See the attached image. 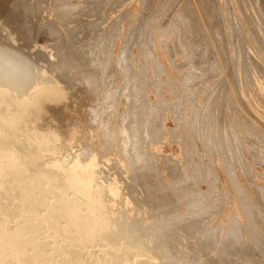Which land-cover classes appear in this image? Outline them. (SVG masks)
<instances>
[{
    "label": "bare ground",
    "instance_id": "6f19581e",
    "mask_svg": "<svg viewBox=\"0 0 264 264\" xmlns=\"http://www.w3.org/2000/svg\"><path fill=\"white\" fill-rule=\"evenodd\" d=\"M125 1L110 0L111 7H121ZM164 1L160 5L166 8ZM158 2L140 0L142 7ZM106 3L12 0L8 11L0 9V264H264V201L263 205L254 202L251 194L256 189L263 199L264 186H254L251 180L250 192L236 170L240 166L253 173L244 154L254 144L246 146L244 130L238 129L236 111L241 108L231 102L230 81L225 85L222 77L219 83L217 78L210 81L221 76L224 66L220 64L226 63L214 55L220 50L214 46L213 54L204 31L197 30L194 41L192 23L191 29H181L193 20L183 3L170 25L160 31V38L148 24L160 7V11L149 9L152 14L132 15L127 8L110 16L102 12ZM129 17L133 22L125 27ZM204 23L207 27L205 19ZM46 27L51 40L47 38L42 46L37 37ZM227 33L232 37V31ZM248 63L243 67L249 74ZM168 66L183 73L174 76ZM119 68L124 72L122 81L116 72ZM228 72L226 77H231ZM147 79L156 98L147 95ZM237 84H231L235 93ZM82 97L88 100L84 98L89 122L77 117L81 114L74 115L71 137L47 124L48 117L43 121L39 116L46 102L68 101L75 106ZM250 108L257 118L264 117V111ZM244 112L242 116L248 118ZM169 114L176 124L187 126L165 128L162 122ZM164 130L181 148L178 154L156 149L162 141L158 134ZM196 138L201 139L203 152ZM257 149L253 159L264 168V147ZM219 167L234 190V206L224 228L209 219L220 206L221 188L210 185L220 177ZM201 182L209 184L210 191ZM222 184L227 195L230 190ZM256 216H260L257 221Z\"/></svg>",
    "mask_w": 264,
    "mask_h": 264
},
{
    "label": "rangeland",
    "instance_id": "374dc122",
    "mask_svg": "<svg viewBox=\"0 0 264 264\" xmlns=\"http://www.w3.org/2000/svg\"><path fill=\"white\" fill-rule=\"evenodd\" d=\"M73 1H75V0H73ZM161 1H164V0H161ZM166 1V0H165ZM164 1V2H165ZM171 1V2H170ZM175 1V0H174ZM174 1L173 0H167L166 2L169 4V6H170V9H169V7H168V4H167V7L166 8H164L162 5H160V0H159V2L158 3H155V5H150V6H145V7H142L141 6V3H140V0H126L125 2H124V5L123 6H121V7H118V8H112L111 7V2H110V0H108V3H106L105 4V7L102 9V12L104 13V14H109L110 16H114V15H117L118 14V12H122V11H124V10H126L127 8H128V11H130L131 12V14L132 15H143L142 14V12L143 13H147L148 12V14H152L151 12L152 11H160V8L162 9L160 12H153V15H155V19L153 20V21H148V24H150V27L151 28H155L156 30L154 31L155 32V35H156V37L157 38H160L159 36H160V31L162 30V28L163 27H167V25H170L169 23H170V21H171V19H172V15L175 13V11L176 10H179V9H181V5H182V3H183V6H185L186 8L185 9H187V10H189V11H187L188 13H192V17H193V20L192 19H190V24H189V26H182L181 27V29L182 28H185V30H188V29H191V27L190 26H192V24H193V29H191L192 31H194V29L196 30V33H191L190 35H193L192 37L193 38H196V40H194V41H197V39H198V36H199V32L197 33V30L198 31H201L202 32V34H203V31H204V33L206 34V35H204L205 37H204V39H206V41H207V38H208V41H209V43L208 42H206L208 45H209V47L210 46H212V52H213V54H214V50L215 49H217L216 51H218V50H220L221 51V48H222V51L220 52V51H218V55H216L217 54V52H216V54H214L215 55V57L217 56V58H218V56H220L219 58H218V60L219 59H221V61H223L224 62V60H225V62L226 63H222V62H220V63H222V64H220V66H221V68H222V65L224 66L222 69H223V72H221V76H215V77H211V82L212 83H214V81H215V79L217 78V79H219V80H217L216 79V81H217V83H219L220 81H221V77L222 78H224L223 79V81H224V85L225 84H227L229 81L230 82H232L231 84H232V86H234V84H237L238 82V84H237V87L238 88H236V93L238 94V95H236V93H235V91L233 90V88H232V86H231V84H230V82L228 83L230 86H228V88L229 89H231V90H229L228 89V91L230 92L231 91V96H233V97H231V102L233 103V104H235V102H237L236 104H238V105H236V107L237 106H239V107H237V108H239L240 109V111H239V113H238V111H236L237 112V118H238V120H237V118H236V121H237V123L239 124H237L238 125V129H240L241 131L242 130H244V131H242L241 132V134L246 138V140H245V142L244 143H246L245 145L246 146H250V145H248V144H251V145H253V149H251L250 150V152L248 151H246L247 152V154L245 153H243L244 154V158H245V160H246V162L250 165V168H251V171L253 172L251 175L250 174H248L247 172H245V169L243 170V169H240L239 167L240 166H238L237 167V173H238V177H239V179H240V181H241V184H243L244 186L246 185V187L250 190L251 189V186H250V181L251 180H253V183L255 184H253L254 186H259V187H263L264 186V176H262V175H264V168H263V165H262V163L261 164H259V163H257V161L255 162V159H253L254 158V155L255 154H257L258 153V146L259 145H261V146H263L264 147V117H260V119L259 118H257V116L255 115V114H252L251 113V108L250 107H252V109H254V110H262V111H264V73L263 74H261L262 75V77H261V75L259 74V70H260V67H262V66H260V65H262L263 64V68H261V70H263L264 69V20L262 19V18H264V14H259V13H264V0H218V1H216V0H196V3H198V5L195 3V5H194V3L193 2H195V0H193V1H191V0H176L177 2H175L174 3ZM188 1H189V3H188ZM192 3H191V2ZM210 2V4H209V2ZM211 1H213L212 3H211ZM220 1V3L218 4V2ZM228 1V2H227ZM248 1V2H247ZM257 1V2H256ZM129 2V3H128ZM185 2H186V4H185ZM207 2V3H206ZM240 4H239V3ZM251 2H252V4H251ZM253 2H254V4H253ZM258 2H260V3H258ZM11 3H12V0H0V9H3L4 11H8L9 9H10V5H11ZM179 3H181V5L179 4ZM202 3V4H201ZM215 3H217L216 5H215ZM223 3V4H222ZM247 3V4H246ZM140 4V5H139ZM174 4V5H173ZM177 4V5H176ZM188 4H190V7H189V5ZM193 4V5H192ZM201 4V5H200ZM212 4H213V7H212ZM230 4V5H229ZM249 4V7L247 6ZM257 4V5H256ZM259 4V5H258ZM261 4V5H260ZM158 5V7H156ZM179 5H180V7H179ZM202 5H203V7H202ZM205 5V6H204ZM206 5H207V7H206ZM221 5V6H220ZM229 5V6H228ZM253 5V6H252ZM155 6V7H154ZM162 6V7H161ZM182 6V7H183ZM189 8H188V7ZM193 6V7H192ZM194 6H198V7H200L201 6V8L200 9H198V7H197V10H195L194 11V8L196 9V7H194ZM241 6V7H240ZM257 6H258V9H257ZM260 6V7H259ZM141 7V8H140ZM160 7V8H159ZM171 7H172V9H171ZM179 7V8H178ZM215 7H217V9L215 8ZM219 7V8H218ZM222 7V8H221ZM227 7V8H226ZM229 7V8H228ZM130 8V9H129ZM146 9L145 11H143L144 9ZM163 8L165 9V10H163ZM202 8H204L203 10H202ZM211 8H212V10H213V12H212V10H211ZM260 8H262L261 10H259ZM106 9V10H105ZM148 9V10H147ZM149 9H151L150 11H149ZM154 9V10H153ZM182 9H184V7L182 8ZM191 9V10H190ZM253 9V10H252ZM109 10V11H108ZM169 10V11H168ZM198 10H200L199 12H197ZM215 10V11H214ZM255 10V11H254ZM258 10V11H257ZM142 11V12H141ZM206 11V12H205ZM224 11V12H223ZM262 11V12H261ZM162 12V13H161ZM168 12V13H167ZM196 12V13H195ZM204 12V13H203ZM218 12L220 13V14H218ZM256 12L259 14H256ZM141 13V14H140ZM163 13H164V17L162 16L163 15ZM166 13V14H165ZM190 13V14H191ZM199 13V14H198ZM203 13V14H202ZM211 13H213V14H211ZM252 13V14H251ZM160 14V15H159ZM200 14H202V16H203V18L205 19V22L206 23H208V24H206V26L207 27H205V26H203V24L202 23H204V19L203 20H201L202 18H200V17H202V16H198V15H200ZM210 14V15H209ZM216 14V15H215ZM224 14V15H223ZM247 14V15H246ZM250 14V15H249ZM205 15V16H204ZM213 15V16H212ZM217 15H218V17H217ZM249 15V16H248ZM53 16V14L51 15V17ZM158 16V17H157ZM197 16V17H196ZM209 18H208V17ZM222 16V17H221ZM254 16V17H253ZM157 17V18H156ZM161 17H163V18H161ZM199 17V18H198ZM207 17V18H206ZM217 19H216V18ZM254 19H253V18ZM260 19H259V18ZM262 17V18H261ZM220 18V19H219ZM224 20H223V19ZM231 18V19H230ZM246 18V19H245ZM252 18V19H251ZM256 18V19H255ZM92 19H94V17L92 18ZM157 19V20H156ZM208 19V20H207ZM213 19H214V22H213ZM226 19V20H225ZM161 20V21H160ZM255 20V21H254ZM260 20V21H259ZM158 21V22H157ZM191 21H193V22H191ZM199 21V22H198ZM209 21H211V22H209ZM226 21L228 22V24L229 23H231V24H227L226 23ZM252 21V22H251ZM257 21V22H256ZM129 22H133V18L132 17H129L125 22H124V26L125 27H127L128 25H129ZM154 22V23H153ZM221 22H222V24H221ZM263 22V23H262ZM159 23V24H158ZM192 23V24H191ZM210 23V24H209ZM236 23V24H235ZM154 24H156L157 26L155 27V25ZM205 24V23H204ZM259 24H260V26H259ZM211 25H213V26H210ZM215 25V26H214ZM228 26V27H226V26ZM254 25V26H253ZM103 26H107V22H105L104 24H103ZM202 26V27H201ZM218 26V27H217ZM222 26V27H221ZM258 26V27H257ZM204 27V28H203ZM221 27V28H220ZM254 27H256V28H254ZM207 28H209L208 30H206ZM211 28H213L214 29V31H216L215 33H213L214 31H213V29H211ZM229 28V29H228ZM234 28V29H233ZM201 29H203V30H201ZM211 29V30H210ZM223 29V30H222ZM227 29V30H226ZM258 29V30H257ZM261 30V31H260ZM45 31V32H44ZM205 31H209L208 33L207 32H205ZM225 31H226V33H225ZM228 31H232L233 32V35H232V37L231 36H229V33H227ZM244 33H243V32ZM256 31V32H255ZM260 31V32H259ZM241 32V33H240ZM45 33V34H44ZM217 33V34H216ZM222 33H225V34H222ZM40 34V35H39ZM39 34H38V37H37V39H38V42H39V44H41L42 46H45V44H46V42H47V40L48 39H50V37H49V29L46 27L45 29H43V30H41V32H39ZM48 34V35H47ZM196 34H197V36H196ZM208 34H209V36L211 35V37H212V34H213V36L215 37L216 36V38H212V40L214 39V41L215 42H219L218 44L219 45H217L216 46V43L214 42V41H210V39H211V37H209L208 36ZM216 34V35H215ZM220 35V36H217V35ZM228 34V35H227ZM255 35V36H254ZM257 35V36H256ZM206 36H208V37H206ZM191 37V36H190ZM217 37H218V40L216 41L215 39H217ZM231 37V38H230ZM239 37V38H238ZM48 38V39H47ZM210 38V39H209ZM260 38H262V39H260ZM167 39H169V38H167ZM246 39V40H245ZM51 40V39H50ZM77 40L80 42V39L79 38H77ZM220 40V41H219ZM262 40V41H261ZM246 41V42H245ZM212 42L213 43H215V44H212ZM223 44H222V43ZM224 42H225V44H224ZM237 42V43H236ZM248 42V43H247ZM119 43H120V41L118 42V44H117V46L119 45ZM44 44V45H43ZM228 44V45H227ZM230 44V45H229ZM234 44H235V47H233L232 48V46H234ZM240 44V45H239ZM226 45V46H225ZM232 45V46H231ZM238 45V46H237ZM244 47H243V46ZM215 46V47H214ZM219 46L221 47V48H219ZM230 46V47H229ZM241 48H240V47ZM215 49H214V48ZM227 47V48H226ZM235 48V49H234ZM240 48V49H239ZM246 48V53H242V50L243 49H245ZM262 48V49H261ZM214 49V50H213ZM224 49V50H223ZM227 49H228V51L229 52H231V53H229L228 51H227ZM230 49V50H229ZM233 49V50H232ZM234 50L236 51V53L237 54H233V52H234ZM137 51V50H136ZM226 51V52H225ZM237 51H239V53L237 52ZM249 51V52H248ZM204 52V51H203ZM222 52H223V54H222ZM242 54H241V53ZM229 53V54H228ZM220 54V55H219ZM221 54H222V56H221ZM231 54V55H230ZM247 54V55H246ZM177 55V57L178 58H180L179 57V55L178 54H176ZM230 56V57H229ZM232 56V57H231ZM238 56V57H237ZM241 56V57H240ZM246 56V57H245ZM160 57H161V59L162 58H164V60L167 62V59H166V56H165V54H161L160 55ZM240 57V58H239ZM226 58H227V60H226ZM229 58V59H228ZM230 58H233V59H231L230 60ZM250 58V59H249ZM223 59V60H222ZM248 59V60H247ZM197 60V59H196ZM244 60V61H243ZM247 60V61H246ZM252 60V61H251ZM142 61H144V60H142ZM198 61V60H197ZM229 63H228V62ZM251 62V63H248V65H249V74L247 73V71L245 72V69H244V62ZM259 61L260 62H262L260 65H258L259 64ZM240 62V64L238 65V63ZM234 63L236 64V66L235 67H237V66H239V69H238V67L237 68H235L234 67ZM258 63V64H257ZM226 64V65H225ZM231 64V65H230ZM257 65V66H256ZM228 66H230L229 68H228ZM252 66V67H251ZM256 67V68H255ZM243 68V69H242ZM168 69H169V71L174 75V76H178L179 74H181V73H183L182 72V70L181 71H179V70H177V69H175V68H173V67H171L170 66V68H169V66H168ZM251 69V70H250ZM253 69V70H252ZM177 70V71H176ZM233 70H236V74H234V71L232 72ZM243 70H244V73H243ZM227 71V72H226ZM228 71H230V75H231V77L230 76H227L228 78H230V80L229 79H226L227 77H226V75H229V72ZM242 71V72H241ZM258 71V72H257ZM116 72H117V74L119 75V78H120V80L122 81L123 80V78H122V75H124V72H123V70L122 69H117L116 70ZM227 74H226V73ZM238 72V73H237ZM263 72H264V70H263ZM122 74V75H121ZM225 74V75H224ZM232 74H233V76H232ZM237 74L239 75L238 77H237ZM246 74V75H245ZM250 76H248V75ZM162 75H163V77L166 75V73H162ZM224 75V76H223ZM180 76V75H179ZM252 76V77H251ZM166 77V76H165ZM219 77V78H218ZM235 77V78H234ZM244 77V78H243ZM231 78H233V79H231ZM236 78H237V80H236ZM246 78H247V80H246ZM210 79V78H209ZM209 79H208V81H209ZM239 79V80H238ZM251 79V80H250ZM214 80V81H213ZM228 82H227V81ZM244 80V81H243ZM209 81V82H210ZM145 82H146V85H148L149 86V90H148V92H147V95L149 96V97H151V98H156V96H155V93L153 92V90H152V88H153V85H152V83H151V81H149L148 79L147 80H145ZM148 82V83H147ZM226 82V83H225ZM244 82V83H243ZM244 84V85H243ZM152 86V87H151ZM245 88H244V87ZM249 87V88H248ZM151 88V89H150ZM238 89V90H237ZM245 89V90H244ZM248 89V91H246ZM248 92V93H247ZM168 94V93H167ZM238 96V97H237ZM242 96V97H241ZM249 96V97H248ZM201 97H203L202 95L200 96V98ZM235 97V98H234ZM239 97H240V99L241 100H239ZM259 97V98H258ZM262 97V98H261ZM78 98V97H77ZM83 99H81V100H79L78 101V105L76 104L75 106H72V105H74V104H72V103H69L68 101H59V100H54L53 102H46L45 103V106H44V111H43V113L42 114H39V116H43L42 118H43V121H44V119H45V117H48L47 118V121L48 122H46L47 124L48 123H52L53 125H55V126H53L54 128H56V129H59V130H62L63 131V133L66 135V136H68V137H71V131L69 130V129H72L73 128V125L71 126V125H69V124H74L73 123V116L74 115H76L77 116V114L78 115H82V117H81V115L80 116H77V117H79L81 120L83 119V121L84 122H86V123H88L89 122V120H87L89 117H88V114H87V109H85V108H87V107H85L87 104H86V101H87V103H88V100H87V97L85 98V97H82ZM86 99V101H85V99ZM232 98H234L233 99V101H232ZM80 99V98H79ZM260 99V100H259ZM236 100V101H235ZM237 100H239V102L237 101ZM245 100V101H244ZM241 101H243L242 103L243 104H240V102ZM261 101H262V103H261ZM82 103V104H80L79 105V103ZM68 103V104H67ZM51 105V106H49V105ZM55 105V106H53V105ZM85 104V105H84ZM245 104V105H244ZM247 104V105H246ZM63 105H64V109H61V108H63ZM57 106V107H56ZM60 106V107H59ZM71 107V109H70V107ZM77 106H78V108H77ZM244 106V107H243ZM248 106V107H247ZM49 107V108H48ZM58 107H59V109H58ZM79 107H81V108H79ZM243 107V108H242ZM250 108L249 110H247L246 108ZM48 108V109H47ZM50 108H53V109H50ZM236 108V109H237ZM62 110V112H61V110ZM68 109V110H67ZM73 109V110H72ZM76 109H78V111L76 110ZM123 109V107L121 108V110ZM239 109H237V110H239ZM51 110H52V113H51ZM58 110V111H57ZM70 110V111H69ZM72 110V111H71ZM80 110V111H79ZM86 110V111H85ZM247 112H246V111ZM41 111V110H40ZM241 111H245L244 113H245V115L246 116H248V118L247 117H245L244 116V114H243V116L245 117V118H247V120L242 116V114L241 113H243V112H241ZM44 112H46V113H44ZM58 113V115L56 114V113ZM73 112V113H72ZM77 112V113H76ZM241 112V113H240ZM76 113V114H75ZM248 113H250L251 114V116H249L250 114H248ZM45 114V115H44ZM50 116H48V115ZM67 114V115H66ZM87 114V115H86ZM239 114V115H238ZM47 115V116H46ZM56 115V116H55ZM62 115V116H61ZM65 117H64V116ZM72 115V116H71ZM241 115V117H239ZM254 115H255V117H254ZM57 116H59V117H57ZM250 117V118H249ZM57 118V119H56ZM59 118H62V120L61 119H59ZM65 120H64V119ZM67 118H69V120L67 119ZM173 117L171 116V114H169V116L167 117V119H165L163 122L161 121V118L159 119L158 118V122H162V124L165 126V128H167V127H173V128H175V129H181V127H183V129L187 126L186 124V126L184 125V126H182L181 124L179 125V124H176L175 123V121H174V119H172ZM244 120H242V119ZM48 119H50V120H48ZM59 119V120H58ZM255 119H258V120H256L255 122H257V124L259 123V120H260V122L263 124V126H262V129H261V126H260V130H259V125L261 124V123H259L258 125L257 124H255V122H253ZM61 120V122H58V121H60ZM72 120V121H71ZM251 120V121H250ZM253 120V121H252ZM51 121V122H50ZM68 121V122H67ZM71 121V122H70ZM239 121V122H238ZM243 123H242V122ZM246 121V122H245ZM253 122L254 123V126H253V123H250V122ZM70 122V123H69ZM246 124H245V123ZM59 123H61V124H59ZM242 123V124H241ZM248 123H250V124H248ZM63 124V125H62ZM65 124V125H64ZM243 124H245V125H243ZM61 125H62V127H61ZM251 125V126H250ZM255 125H257V126H255ZM154 126V125H153ZM240 126V127H239ZM242 126H244V127H242ZM66 127V128H65ZM70 127V128H69ZM155 127H156V124H155ZM242 127V128H241ZM248 127H250V128H248ZM255 127H257L258 128V130H257V128H255ZM247 130H246V129ZM252 128V129H251ZM249 129H250V131H249ZM256 129V130H255ZM245 130H246V132H250V134H248V133H246L245 132ZM255 130V132H253V131ZM262 130V131H261ZM67 131V132H66ZM247 134V135H244V134ZM68 134V135H67ZM256 134V135H255ZM260 134H263V135H260ZM159 135V137L162 139V141L161 142H159L155 147H156V149L160 152V153H162V152H165V153H174V154H178L179 153V151H180V147H179V145L174 141V137L173 136H170V134L168 133V130H164L163 132H161V133H159L158 134ZM172 135V134H171ZM255 135V136H254ZM260 137H258V136ZM162 136H165V138H162ZM95 137H98V136H95ZM257 137V138H256ZM263 137V138H262ZM169 138V139H168ZM255 140H254V139ZM249 139V140H248ZM256 139H258V140H256ZM262 140V142H260ZM169 141V142H168ZM199 141H201V139L199 140V138H196V143H197V146L202 150V147H203V143L202 142H199ZM254 141H258V142H255L254 143ZM201 143V144H200ZM259 144V145H258ZM100 146L102 147L103 145L102 144H100ZM255 147V148H254ZM257 147V148H256ZM104 148V147H103ZM204 151V147H203V150L201 151V152H203ZM253 151V152H252ZM113 152H115L116 154H119L118 153V151L115 149V148H113ZM256 152V153H255ZM205 153V152H204ZM203 153V154H204ZM251 153V154H250ZM248 154H250V156L248 155ZM251 157V158H249V157ZM256 156V155H255ZM203 157H204V159H206L207 160V156H205V155H203ZM250 160H249V159ZM252 160V161H251ZM162 163V167L164 168V169H166L165 167V164L163 163V162H161ZM109 167H110V165H109ZM254 167V168H253ZM240 169V170H239ZM219 175H220V177L216 180V181H214L215 179L214 178H212V179H214L213 180V183L212 184H210V185H213V186H217V187H220L221 188V191H220V194H219V203H218V206H219V209L217 210V211H214L213 213H212V215L210 216V220L211 221H218V222H221V224L223 225V228H224V226H226L227 224H228V217H229V211L231 210V209H233V198H234V190H233V188H232V186H231V184L229 183V181L227 180L228 178H227V176H226V174L223 172V170H221L220 169V167H219ZM244 171L242 174H244V176H245V174L247 175V176H243L242 174H241V172L242 171ZM257 170V171H256ZM112 171V170H111ZM253 175V176H252ZM249 176H250V178H249ZM147 177H149V176H147ZM166 177V176H165ZM166 178H168V177H166ZM247 180H246V179ZM256 178V179H255ZM250 179V180H249ZM258 179V180H257ZM222 181V182H221ZM223 181H224V183H225V185L228 187V189L230 190L229 191V193L227 194L230 198L229 199H231V200H228V201H230V202H228L227 201V195H225V194H223L224 192L222 191L223 190ZM248 181V182H247ZM207 182V181H206ZM206 182H201L200 184H201V187L203 188V189H206V191H210V189L211 188H209L207 185H209V184H207ZM250 182V183H249ZM256 182V183H255ZM210 183V182H209ZM216 183H217V185H216ZM249 183V184H248ZM121 184H123V182H121ZM260 184H261V186H260ZM124 186H126V187H129L130 186V184H126V183H124L123 184ZM129 185V186H128ZM209 189H208V188ZM264 188V187H263ZM256 189H252V199H253V201L254 202H256V203H260V204H262L263 205V202H262V200L264 201V198L263 199H260L261 197L260 196H258V194H256ZM250 192H251V190H250ZM254 196V197H253ZM224 197V198H223ZM255 197H258L257 199L255 198ZM223 200H222V199ZM236 199V198H235ZM227 201V202H226ZM259 201V202H258ZM220 202H221V204H220ZM224 203V204H223ZM225 203H226V205H225ZM225 205V206H224ZM227 206H228V208H227ZM221 208V209H220ZM263 212H264V205H263ZM225 210V212H224V210ZM221 210H223V211H221ZM228 210V211H227ZM225 213V215L224 214H222V213ZM220 214H221V218H219L220 217ZM222 215H224V216H222ZM214 217V218H213ZM258 219H257V218ZM255 217V220L257 221V220H259V218H260V216H256ZM211 218H213V219H211ZM225 218V219H224ZM219 219V220H218ZM226 229V228H225ZM225 229H223V231L225 230ZM254 251H256V250H254ZM255 254H256V256H258L259 254L261 255V253H258L257 251L256 252H254ZM214 254H216V253H214ZM217 256V255H216ZM245 264H249V262H246Z\"/></svg>",
    "mask_w": 264,
    "mask_h": 264
}]
</instances>
